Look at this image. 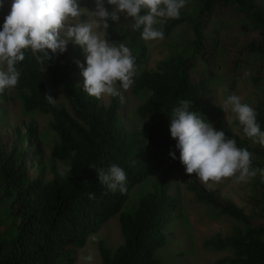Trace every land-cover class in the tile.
<instances>
[{
  "label": "trees",
  "instance_id": "16d2710c",
  "mask_svg": "<svg viewBox=\"0 0 264 264\" xmlns=\"http://www.w3.org/2000/svg\"><path fill=\"white\" fill-rule=\"evenodd\" d=\"M82 6L93 7L91 0H84ZM10 7L11 0H5L0 23ZM131 24L130 19L122 18L110 25L107 38L127 44L136 58L133 92L148 95L139 114L150 118L149 145L166 152L167 169L140 199L134 213L125 212L132 191L148 181L158 166L142 135L128 127L124 103L111 97L105 105L83 91L75 64L84 61L79 48L69 45L65 54H57L49 62L40 53L26 51L25 60L17 66L21 75L15 88L22 93L26 113L52 118L51 130L58 139L52 158L71 165L72 172L61 175L53 167L50 181L32 180L28 169L34 153L26 144L35 129L23 124L15 130L14 139L0 130V264H77V251L116 217L123 244L110 250L101 243L102 264H163L157 253L166 245V229L178 211L170 189L174 176L185 172L179 152L176 160L169 156L175 151V141L167 116L181 100L191 101L192 110L202 119L252 153L253 168H264V147L252 146L227 126L211 91L215 64L222 53L231 90L246 76L264 86V0H188L180 18L163 25L166 38L182 27L188 33L156 70L142 68L148 47L141 38L142 29L133 30ZM47 77L54 86L64 88L67 107L49 102L47 96L52 95ZM254 111L264 130V98L257 101ZM113 163L127 174L124 193L109 191L99 183L96 169ZM248 183L251 214L219 191L188 180L187 190L198 203L240 225L232 235L204 243L206 248L231 252L217 264H264V178L257 174ZM90 193L93 199H89Z\"/></svg>",
  "mask_w": 264,
  "mask_h": 264
},
{
  "label": "clouds",
  "instance_id": "9594fccd",
  "mask_svg": "<svg viewBox=\"0 0 264 264\" xmlns=\"http://www.w3.org/2000/svg\"><path fill=\"white\" fill-rule=\"evenodd\" d=\"M84 0H11L8 14L0 23V92L15 88L20 79L18 64L25 60L26 51L40 53L49 62L57 54H65L68 46L79 48L84 61L76 60L83 78V91L91 97H116L135 82L136 58L127 44L110 41L107 30L122 18L132 21L133 30L141 31L145 41L164 39L163 25L179 19L188 0H91L93 7L82 6ZM5 0H0V10ZM54 102L52 96H47ZM193 109V103L181 100L171 109L170 137L175 141L172 160L179 161L188 176L203 182H220L235 178L247 182L264 168L252 167V153L237 146L233 138ZM224 109H230L243 126L244 134L264 146V130L257 122L254 109L242 103L241 97L229 95ZM99 183L109 191L126 192L127 174L118 164L96 169ZM72 172L71 165L60 170ZM94 194H89L93 199ZM93 257H86L91 264Z\"/></svg>",
  "mask_w": 264,
  "mask_h": 264
},
{
  "label": "rangeland",
  "instance_id": "374dc122",
  "mask_svg": "<svg viewBox=\"0 0 264 264\" xmlns=\"http://www.w3.org/2000/svg\"><path fill=\"white\" fill-rule=\"evenodd\" d=\"M91 9V8H89ZM188 31L182 27L170 37L156 41H146L148 56L143 69L156 70L158 65L170 56L173 47L183 41ZM223 53L217 58L215 72L211 83L213 103L221 109L223 120L228 127L241 139L247 140L254 147H264L255 143L243 132V126L239 123L235 114L230 109H224V100L229 95L235 94L241 97L242 103L249 104L253 109L258 100L264 98V86L256 85L246 76L240 78L235 89H230V75L223 63ZM79 83L83 84V78L78 77ZM48 89L55 99L58 107H67L66 94L63 87L54 86L50 79L46 78ZM148 95L135 94L133 85L123 92L124 116L129 128L142 135L146 147L156 158L157 172L152 177L135 188L130 196L124 211L134 213L140 199L153 189V184L167 169V154L162 150L150 147L148 140L151 120L139 114L140 106L146 101ZM101 102L105 105L110 103L111 97H102ZM52 118L38 112L26 113L23 108L22 93L16 88L6 89L0 92V130L3 134L15 138V130L23 124L32 125L35 129L33 137L27 142L29 151L34 153L33 161L29 160V175L32 180L50 181L53 178V167L61 170L64 164L53 160L52 151L57 143V136L51 130ZM215 127V126H214ZM25 133L26 130L23 129ZM192 179L200 183L207 190L219 191L224 198L233 201L237 206L251 214L252 208L249 204V183L238 182L234 177L225 178L220 182H203L195 175L188 176L185 172L176 174L172 181L170 194L177 202V213L175 220L167 227V243L161 248L157 257L163 264H217L223 258L231 255L229 250L218 251L206 248L204 243L212 238L232 235L239 223L220 215L213 208L198 203L192 193L187 190L188 180ZM103 243L110 250H116L123 244L119 217L105 224L100 231L90 237L87 245L78 250L75 255L77 264H88L86 257L91 255V264H102L99 246Z\"/></svg>",
  "mask_w": 264,
  "mask_h": 264
}]
</instances>
